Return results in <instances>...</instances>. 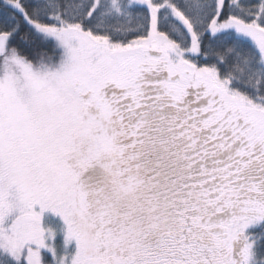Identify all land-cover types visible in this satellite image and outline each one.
<instances>
[{
	"label": "snow or ice",
	"instance_id": "6c2138e0",
	"mask_svg": "<svg viewBox=\"0 0 264 264\" xmlns=\"http://www.w3.org/2000/svg\"><path fill=\"white\" fill-rule=\"evenodd\" d=\"M0 264H264V0H0Z\"/></svg>",
	"mask_w": 264,
	"mask_h": 264
}]
</instances>
